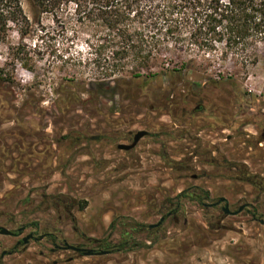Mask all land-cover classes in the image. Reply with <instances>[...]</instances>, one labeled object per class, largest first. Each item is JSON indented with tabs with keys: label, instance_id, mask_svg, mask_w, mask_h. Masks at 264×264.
Instances as JSON below:
<instances>
[{
	"label": "rangeland",
	"instance_id": "1",
	"mask_svg": "<svg viewBox=\"0 0 264 264\" xmlns=\"http://www.w3.org/2000/svg\"><path fill=\"white\" fill-rule=\"evenodd\" d=\"M22 5L27 35L12 31L0 43V226L22 231L0 234L2 264H264V143L255 140L264 130V46L255 64L172 46L151 69L182 75L126 78L117 89L96 74L87 47L103 32ZM124 65L128 76L133 63ZM104 81L111 85H96ZM139 131L132 149H117ZM200 190L209 194L203 206L191 199ZM59 194L73 199L60 200L70 213L46 198ZM223 205L245 208L227 215ZM27 235L39 239L11 252ZM106 236L128 241L125 250L63 249L97 253L87 238Z\"/></svg>",
	"mask_w": 264,
	"mask_h": 264
},
{
	"label": "trees",
	"instance_id": "2",
	"mask_svg": "<svg viewBox=\"0 0 264 264\" xmlns=\"http://www.w3.org/2000/svg\"><path fill=\"white\" fill-rule=\"evenodd\" d=\"M40 15H48L59 22L65 16H74L78 28L95 29L105 35L97 37L87 44L94 51L93 62L96 74L102 79L113 80L114 87L122 89L127 79H154L162 76L182 75L177 68H165L153 72L151 62L172 46L193 52L194 56L218 53L225 61L236 58L242 63L255 64V51L264 46V0H32ZM30 21L24 12L22 0H0V43L15 31L21 37L27 35ZM102 36V35H101ZM110 50L106 51L107 48ZM189 54V53H188ZM192 58L191 56H189ZM133 63L129 75L124 70L126 61ZM96 85L109 87L110 82H98ZM219 82L211 83L217 88ZM202 90L205 87L196 86ZM247 174V173H245ZM247 174L243 179L257 188ZM201 195H191V199L202 203L208 198L206 191ZM186 196L182 192L169 202ZM62 203L70 213L73 205H64L60 200L73 199L64 195H46ZM58 205V203H56ZM82 208V207H81ZM58 207H56V210ZM73 222L74 219H72ZM36 226V224H34ZM20 229L12 234L18 235ZM51 244L56 238L49 236ZM96 244L99 251L122 252L128 241L114 244L110 237L103 239L87 238ZM131 248V247H130ZM129 248V249H130ZM0 264L2 259L0 258Z\"/></svg>",
	"mask_w": 264,
	"mask_h": 264
},
{
	"label": "flooded vegetation",
	"instance_id": "3",
	"mask_svg": "<svg viewBox=\"0 0 264 264\" xmlns=\"http://www.w3.org/2000/svg\"><path fill=\"white\" fill-rule=\"evenodd\" d=\"M134 136V135H133ZM132 140H133V137H132ZM255 140L257 141V143H256V145L257 146H262V143H264V130H262L260 133H257V137L255 138ZM117 147V146H116ZM132 149V148H131ZM122 151H124V150H122ZM129 151V150H128ZM245 175V174H244ZM253 175V174H252ZM261 180V179H260ZM261 181H263L264 182V180H261ZM259 190H261V189H259ZM201 191V190H200ZM203 191V190H202ZM183 193L185 192V191H182ZM181 192V193H182ZM207 192V191H206ZM195 201V200H194ZM225 201H226V199L225 198H223V197H220L219 199H218V203H216V205L217 204H219V205H222V204H224L225 203ZM195 202H197V201H195ZM198 203V202H197ZM199 205H201V206H203V203H198ZM213 205V204H212ZM211 204H209V205H207V206H212ZM218 205V206H219ZM225 205V204H224ZM222 206L221 207V209H222V211L225 213V214H227V215H236L237 213H240V212H242L243 210H244V208H245V206L244 205H242V206H240L239 207V209L236 211V212H232V211H230L229 209H228V207H226V206ZM252 217L254 218V219H256V220H259V219H257L256 217H255V215L253 214L252 215ZM260 221V223L261 224H264V220H259ZM159 225H156V226H154V227H149L150 229H155V228H157ZM19 230V229H18ZM10 231V230H9ZM20 231H21V229H20ZM13 231H11V233H12ZM22 233V231L18 234V235H14V234H12V235H10V236H12V237H17V236H19L20 234ZM27 236H31L25 243L24 242H22V239L24 238H21L20 240H18L17 241V243L15 244V246L13 247V249H12V251L11 252H15L16 250H17V248L19 247V246H21V245H25V244H27V242L29 241V240H34V241H37L39 238H35L33 235H27ZM49 236H53V235H51V234H49V233H45V234H43L41 237L42 238H47L48 239V241L50 242V239H49ZM26 237V236H25ZM54 237V236H53ZM56 238V237H55ZM51 243V242H50ZM53 246H54V248L55 249H58V250H60L61 249V247L58 245V243H57V239H56V241H55V243L54 244H52ZM73 246V245H72ZM75 247H77V246H75ZM79 248H82V247H79ZM63 249H65V245H64V247H63ZM83 249V248H82ZM66 250V249H65ZM67 250H69V249H67ZM71 251H73V250H71ZM73 252H75V253H77V254H81V255H83V253L82 252H76V251H73ZM100 252H102V251H99V252H97V253H92L91 252V254L90 255H92V254H97L98 255V253H100ZM106 254H108V253H106ZM89 255V256H90ZM105 255V254H104ZM84 256V255H83Z\"/></svg>",
	"mask_w": 264,
	"mask_h": 264
},
{
	"label": "water",
	"instance_id": "4",
	"mask_svg": "<svg viewBox=\"0 0 264 264\" xmlns=\"http://www.w3.org/2000/svg\"><path fill=\"white\" fill-rule=\"evenodd\" d=\"M146 135V132L145 131H139L137 133L134 134L133 136V140H132V143L130 145H125V144H118L117 145V149L118 150H124V151H128L130 150L131 148H133V146L142 138ZM149 227H152V226H149ZM0 234L1 235H4V236H10L12 235L11 231H9L8 229L4 228V227H1L0 226ZM31 236H26L22 239V242H26ZM65 249H69V250H73V251H76V252H82L84 256H89L91 254V251L87 250V249H82V248H79V247H75V246H72V245H67L65 244ZM107 252L105 251H102L100 253H98L99 255H104L106 254Z\"/></svg>",
	"mask_w": 264,
	"mask_h": 264
}]
</instances>
